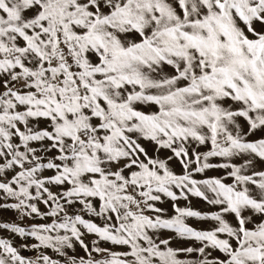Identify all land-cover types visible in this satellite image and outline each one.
I'll return each instance as SVG.
<instances>
[{"label": "snow or ice", "instance_id": "1", "mask_svg": "<svg viewBox=\"0 0 264 264\" xmlns=\"http://www.w3.org/2000/svg\"><path fill=\"white\" fill-rule=\"evenodd\" d=\"M0 264H264V0H0Z\"/></svg>", "mask_w": 264, "mask_h": 264}, {"label": "crops", "instance_id": "2", "mask_svg": "<svg viewBox=\"0 0 264 264\" xmlns=\"http://www.w3.org/2000/svg\"><path fill=\"white\" fill-rule=\"evenodd\" d=\"M0 219L11 220V219H13V214L12 213H2V214H0Z\"/></svg>", "mask_w": 264, "mask_h": 264}]
</instances>
